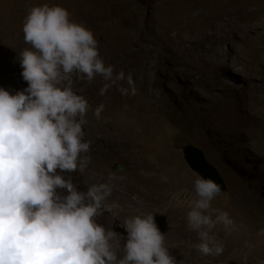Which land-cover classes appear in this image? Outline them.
I'll use <instances>...</instances> for the list:
<instances>
[{"label":"rangeland","instance_id":"obj_1","mask_svg":"<svg viewBox=\"0 0 264 264\" xmlns=\"http://www.w3.org/2000/svg\"><path fill=\"white\" fill-rule=\"evenodd\" d=\"M244 1L0 0V17L5 20L0 23V40H8L6 25L14 20L23 25L31 7L47 4L65 8L72 21L93 32L97 46L108 45L111 54L102 59L113 66L114 74L122 71L124 79L104 95L100 89L106 82L100 76L88 84L83 80L81 95L86 94L89 109L82 130L84 139L91 141L84 154L89 163L82 174H61L70 176L79 191L92 184H111L105 203L113 205L112 210L96 220L122 237L127 235L122 227L125 218L153 213L177 264H264V24L236 16L238 8L254 6L258 0ZM202 3L207 9L238 7L226 17L233 24V41L223 46L225 54L220 57L237 67L218 71L217 78L212 73L199 76L193 68L201 63L200 57L210 59L212 53L186 40L188 46H180L181 38L191 33L163 35L157 30L167 10L178 8L179 13L199 18L200 11L188 13V8ZM10 39L23 40L22 47L7 53L0 41V87L14 93L27 87L17 58L28 45L15 33ZM120 88L128 89L127 94ZM101 104L97 119L94 110ZM187 146L200 149L226 183V191L213 198L209 210L213 217L227 212L232 221L212 230L223 246L219 255H201L193 247L199 242L197 233L187 227L186 214L196 198L194 181L201 178L184 158ZM141 177H159L163 184L142 187L134 182ZM171 200L179 209L171 207L174 217L167 221L163 209Z\"/></svg>","mask_w":264,"mask_h":264},{"label":"clouds","instance_id":"obj_2","mask_svg":"<svg viewBox=\"0 0 264 264\" xmlns=\"http://www.w3.org/2000/svg\"><path fill=\"white\" fill-rule=\"evenodd\" d=\"M22 32L28 47L17 60L27 87L14 93L0 87V264H177L153 213L125 218L122 237L96 220L112 210L105 203L111 184L79 191L61 174H82L89 163L84 154L91 141L82 130L89 105L73 90V74L88 83L100 76L104 95L124 73L114 74L93 32L59 5L31 7ZM127 82L132 85L131 76ZM103 107L94 110L97 119ZM194 189L186 214L199 241L193 247L201 255H219L223 246L212 230L232 223L227 212H209L220 188L198 178Z\"/></svg>","mask_w":264,"mask_h":264},{"label":"bare ground","instance_id":"obj_3","mask_svg":"<svg viewBox=\"0 0 264 264\" xmlns=\"http://www.w3.org/2000/svg\"><path fill=\"white\" fill-rule=\"evenodd\" d=\"M240 1L246 2L244 0H240ZM203 6H204V4L202 3L200 5H193V6H190L188 8V13H190L192 11H200L201 16L199 18H195V17L191 18L189 15H184L181 11H180L181 13H179L177 11L178 8H176L175 10H173L171 12L170 11L168 12V10H167L166 13L164 12V16L161 19L159 18L157 30H159L160 33H162L163 35L169 34V33L174 32V31H178L177 32L178 34L181 33V31H182V33L186 32V31L191 33L189 36H186V37L184 36L182 38L178 36L179 38H181V43L179 42L180 46L182 45V48L184 49L185 46H188L187 42H190L193 46H196V48L199 47L202 50V52H206L208 54L212 53L213 55H210V56H212L210 59H206V57H203V56L200 57L199 62H201V63L200 64L198 63L199 65L197 64L196 67L194 66L193 68H196V70L200 74L199 76H204V75H207L209 73H212L211 76H213L214 78H217V75H218L217 72L218 71H220L224 68H236L237 67L235 65H233V66L226 65L225 61L220 60L221 59L220 57H223V54H225L224 53L225 50H224L223 46L226 43H230L231 41H233V37H232V35H233V33H232L233 24H231L230 21L226 20V17L228 15L233 16L234 8H238V7L236 6V4H234L235 7H233L232 5H230V7L215 6V7H211V9L204 8ZM247 7L248 8H238L236 16L238 15L239 18L242 16L251 17L257 21H260L262 24H264V9H263L264 0L255 1L254 6L247 5ZM12 19H14V18H12ZM3 20L4 19L2 17H0V23L1 22L4 23ZM8 25H6L7 32L6 33L4 32L5 36L8 38V40H0V41L3 42V44H4L3 46H5L4 50L7 53L8 52L13 53V52L18 51L19 48L22 47V44L20 42H22L23 40H12L10 38H11L13 33L17 34L19 37H23V32H22L23 25H19L18 20H16V21L14 20L13 23H10ZM157 33H158V31H157ZM174 33H176V32H174ZM174 35L176 36V34H174ZM157 37H158V35H157ZM109 42H111V41H109ZM97 47H98L99 55L101 58H104V59L109 58L111 53H110V50H109V47L107 44H105L103 42L102 45H99ZM239 71L243 72L245 70H239ZM72 79H73V83H72L73 90L77 94L81 95L82 94L81 87L84 83L83 80L77 78L76 74L73 75ZM216 81H217V79H216ZM218 81H217V83H219ZM85 95H84V97H85ZM133 135H134V133H133ZM137 180L141 183L142 187L148 186V188L155 187L154 183H157L158 185L163 184L162 178L159 179V177H150V178L149 177H141L140 179L137 178L136 180H134V182ZM131 184H133V183H131ZM177 197L178 196H176V199H177ZM171 207H174V209H179V207L177 206V203L172 202V200H171L168 207L167 208L164 207L165 209H163V214L166 217L167 221L171 220L172 217H174ZM213 258H214V256H213Z\"/></svg>","mask_w":264,"mask_h":264},{"label":"water","instance_id":"obj_4","mask_svg":"<svg viewBox=\"0 0 264 264\" xmlns=\"http://www.w3.org/2000/svg\"><path fill=\"white\" fill-rule=\"evenodd\" d=\"M183 153L192 171L196 172L201 178L212 179L219 186L220 192L226 191V183L222 176L217 169L207 161L204 153L200 149L194 146H187ZM115 169L117 171H122L123 167L116 166Z\"/></svg>","mask_w":264,"mask_h":264}]
</instances>
